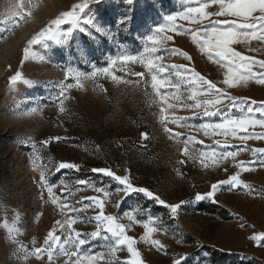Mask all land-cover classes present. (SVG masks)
Here are the masks:
<instances>
[{
	"label": "rangeland",
	"instance_id": "rangeland-1",
	"mask_svg": "<svg viewBox=\"0 0 264 264\" xmlns=\"http://www.w3.org/2000/svg\"><path fill=\"white\" fill-rule=\"evenodd\" d=\"M82 2L0 0V264H66L69 257L61 254L59 246L53 249L51 261L46 251L38 257L35 249L47 247L44 241L49 230L63 243L68 229L66 225L61 229L56 221L73 217L77 218L73 225L76 231L95 230V221L89 222V218L99 209L87 198L104 197L92 185L111 193L105 202V214L116 216L125 225L129 224L128 214L138 221L127 234L136 239L144 264H173L175 260L183 264L184 258L185 264H264V244L252 238L264 233V156L254 152L264 148V139L242 141L230 133L211 130L205 135L197 127L220 123L225 116L256 120L264 116L255 111L249 114L246 108L244 112L238 107L229 108L227 100L216 106L221 110L218 116H203V108L183 107L194 103L187 97L201 85L190 86L181 81L172 67L183 65L179 71L184 76L192 75L185 68L194 70L229 95L244 99L253 109L264 107V85L250 79L235 89L227 88L222 83L227 69L192 41V29H201L199 36L203 40L207 38L203 28L209 21L225 17L201 18L199 23L183 18L189 8H198L205 0H99L81 12L80 23L72 28L67 41L32 45L25 60L23 49L29 47L27 41L52 19ZM219 10L218 5L211 3L205 9ZM169 16L177 19L168 21ZM69 27L61 25L59 30ZM160 28L164 31L156 35ZM149 35L155 36V55L161 57L158 63L166 69L157 75L179 84V91L166 86L161 92L169 97L175 93L182 97L180 100L170 98L162 104L151 87L152 73L139 62L111 63L122 54L146 55L145 48L152 43L147 40ZM231 47L243 56L264 60V41L249 39ZM252 67L253 72L264 71L258 65ZM103 68L109 72L91 75ZM68 69L87 74L81 77L79 86L74 76H65ZM16 72L21 73V79L10 83ZM205 98L210 97L201 95L197 99ZM168 103L177 106L169 108L165 115L183 118L181 124L171 120L166 126L162 123L160 109ZM247 131L261 134L264 128L249 127ZM243 134L238 131L237 136ZM188 137L203 142L188 145L196 159L183 155V141ZM224 144L229 145V151L238 152L235 159L217 165L207 161L208 167L200 162L201 151L215 148L219 152ZM181 160L186 163L181 164ZM61 162L77 168L57 172ZM240 162H244L247 171L237 167ZM93 168H109L117 175H128L135 187L151 190L166 204H179L178 213L173 218L168 207L142 193L123 197L117 207L123 194H117L116 189L122 186L92 172ZM41 172L54 185L53 192L60 197L57 204L52 203L47 187L40 182ZM234 174H239L244 185L250 187L230 190L229 185H222L214 199H195L198 193L206 194L213 183ZM78 180L88 183L79 185ZM63 204L81 211L62 210ZM144 223L156 228L152 239L159 240L162 248L142 239ZM13 227L15 231L10 232ZM105 235L108 234L102 230L101 236L89 238L80 253L107 255L110 241L104 239ZM117 256L124 264L128 258L126 248ZM71 259L75 261L76 257ZM110 260L111 257L101 264H109Z\"/></svg>",
	"mask_w": 264,
	"mask_h": 264
},
{
	"label": "snow or ice",
	"instance_id": "snow-or-ice-1",
	"mask_svg": "<svg viewBox=\"0 0 264 264\" xmlns=\"http://www.w3.org/2000/svg\"><path fill=\"white\" fill-rule=\"evenodd\" d=\"M92 2H99V0H83L82 3H77L72 6V10L64 11L55 19H52L48 26L44 27L42 30L37 32L32 36L31 39L27 41L29 47L23 49L24 59L29 57V49L32 45L42 44L45 41H53L55 43H63L71 35L72 28L76 27L80 23V14L81 12ZM129 3L132 0H128ZM209 3L216 4L219 6V11L209 12L205 11L209 7ZM192 13H196L195 16H192ZM259 13V15H256ZM16 15V13H14ZM23 15V13H21ZM210 16L215 17H225V19H216L210 20L209 25L203 28L204 38L201 40L199 32L201 29H192V41L200 46L202 52L210 54V58H218L217 63H222V66L227 69L222 83L227 86L229 89H235L241 84H246L250 79H254L256 83L264 85V71L253 72V67L258 65L261 69H264V60H255L251 57H246L241 55L240 52L235 51L231 46L234 44H239L241 42L247 41L249 39H256L264 41V0H205V3L198 8H189L187 13L183 14V18L190 20L193 23H199L201 18L207 19ZM226 17H235L236 19H227ZM177 19L175 16H169L168 21H174ZM239 21V22H238ZM69 24V27L66 31H60V26ZM173 25V29H174ZM163 28L156 30V35H159ZM165 39H171L170 37H165ZM148 41L152 43L145 48L146 55H141L139 57L122 54L114 58L111 63L114 65L117 61L124 63L128 62H139L145 68L148 69L151 75V87L155 91L156 95L160 98L162 104L167 102L170 98L172 100H180L182 97L173 93L171 97L168 94L161 92V89H165L166 86L174 87L179 91V84H173L171 80L167 78H161L157 73H164L166 69L159 64L161 57L155 55L157 52V41L155 36L149 35L147 37ZM214 53V56L211 54ZM186 59H191L186 52L180 53ZM43 60V57H41ZM173 69L176 70L175 74L180 78L181 81L188 83L190 86H195L200 84L201 87H195L190 91L188 99L194 101L193 104H184L183 107L200 109L203 108L202 115L206 117L218 116L221 114L220 108H216L217 105H221L224 100L229 101L230 103L227 107H238L241 112L247 110V113H252L253 111L259 112L264 116V107H258L253 109L248 105L247 101L244 99H238L235 96L229 95L222 88L218 87L216 83L205 79L204 76L195 72L194 70L185 68V72L191 71V77L184 76L179 69L184 67L183 65H173ZM155 70V72L153 71ZM98 72H103L107 74L109 72L108 68L98 69L96 72L91 73L92 76H96ZM72 69H68L65 72V76H74L78 86L81 83V77L86 76ZM138 76H142L143 73H137ZM21 79V73L16 72L13 76L10 77V83H14ZM116 80V77H113ZM24 83H29V81H24ZM69 88L72 87L71 84L68 85ZM63 96V93H61ZM201 95L206 97L202 101L197 98ZM62 103V101H61ZM254 103V102H253ZM264 103V102H262ZM177 105L168 103L166 107H161V121L165 124L171 120L172 123L181 124L183 118L177 116L165 115L169 108H175ZM210 108H216V111H211ZM63 110V109H61ZM196 115V113H194ZM183 126V125H181ZM259 126L264 128V119L256 120L250 117L240 116V117H228L225 116L220 123L210 124L202 123L197 127L202 130L205 135H208L209 130L213 133L222 132L224 135L229 133L242 141H248L250 139H264V133L261 134H252L247 131L249 127L255 128ZM165 131L172 135L171 130L165 127ZM242 132L243 135L237 136V133ZM143 135V134H142ZM177 137L179 134H176ZM59 140V137H56ZM185 148L183 155L196 159L188 148V145L193 143H203L202 141H197L195 137H188L183 141ZM219 144V142H217ZM221 151H217L213 148L211 151H201L199 153L200 162L208 167L207 161H211L212 165H217L221 161H228L229 158L235 159L238 155L237 151H229V145L224 144L220 146ZM235 147V146H232ZM240 150H243L242 148ZM254 152L260 153L264 156V148L255 149ZM181 164L186 163L185 160L180 161ZM237 167L247 171L248 168L244 162H240ZM77 165L72 163L61 162L56 171L59 172L62 169H75ZM92 172L100 173L103 176L109 177L119 186L117 187L116 193H122L121 201H118L116 206L119 207V204L122 202L123 197H127L132 193H142L143 196L155 200L156 203L168 207L174 218L178 213L180 208L179 204H166L163 199L158 195H155L151 190L145 187H135L133 182L129 179L128 175H117L114 171L109 168H93ZM40 182L47 187V192L53 204H57L60 200V197L55 195L53 192L54 185L49 184L48 178L46 175L41 172ZM79 185H87V181L78 180ZM222 185H229L230 190L235 189L238 186L250 187L249 185H244L243 181L239 178V174H234L229 177V179L220 181L218 183H213L210 187V190L206 194H197L195 199L201 201L204 199H214L215 193L218 188ZM67 187V186H65ZM96 193H102L103 199L93 196L88 197L87 199L92 201L95 205V208L99 209V212L94 216L89 218V222L92 220L95 221V230L90 233L84 232L81 233L76 231L73 228V225L77 223V218L69 217L66 221H56L61 229L65 228V225L68 229V232L65 234L63 243H61V237L54 234L53 230H49L47 233V238L44 243L47 245L46 248L35 249V254L39 255L43 252H47L49 261L53 257V249L59 246L61 254L68 256L69 259L66 264H101L102 261L107 260L111 257L109 264H121L120 257L117 256L119 251H122L126 248L128 258L124 261V264H144V261L141 258V253L137 250L136 239L127 234L129 227L136 224L138 221L136 218L128 214L127 219L129 221L128 225L120 223L117 220V217L111 214H105V202L111 196V193L107 188L96 187L92 185ZM91 205H85V208L90 207ZM70 208L74 212H80L81 209H77L72 205L63 204L61 209ZM143 227L145 229L142 239L149 243L151 246L162 248L159 240L152 239V233L156 231V228L152 227L150 223H144ZM102 230L108 235L104 236L105 240L110 241V247L108 248L107 255L97 254V255H82L80 253L81 246L85 245L88 242L89 238H96L101 236ZM10 232L15 231V228L9 229ZM84 238H81V237ZM258 242V244H264V233L256 234L252 237ZM67 246V247H66ZM69 248H75V251H69ZM76 257L75 261L71 258ZM187 258H184L183 264H185ZM173 264H181L180 260L173 261Z\"/></svg>",
	"mask_w": 264,
	"mask_h": 264
}]
</instances>
